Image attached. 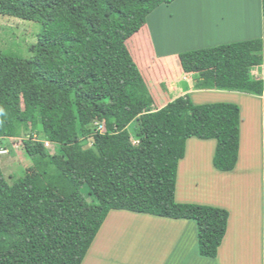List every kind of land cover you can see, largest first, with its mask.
<instances>
[{"label": "trees", "instance_id": "obj_1", "mask_svg": "<svg viewBox=\"0 0 264 264\" xmlns=\"http://www.w3.org/2000/svg\"><path fill=\"white\" fill-rule=\"evenodd\" d=\"M176 1L0 0V16L40 26L30 58L0 48V148L31 160L13 180L0 166V264H85L111 212L158 226L193 222L198 255L216 259L229 213L176 202L178 166L186 142L197 139L214 143L215 171L233 172L240 108L195 105L189 95L161 106L150 89L164 78L151 72L162 64L141 51L149 44L139 34L147 17ZM177 61L196 89L263 95L251 74L263 63L262 39L179 53ZM170 238L166 246L151 241L158 262Z\"/></svg>", "mask_w": 264, "mask_h": 264}, {"label": "rangeland", "instance_id": "obj_2", "mask_svg": "<svg viewBox=\"0 0 264 264\" xmlns=\"http://www.w3.org/2000/svg\"><path fill=\"white\" fill-rule=\"evenodd\" d=\"M260 6V0H178L170 6L159 7L147 17V25L145 27H150L151 31L157 29L158 32L156 30L151 32L152 40L151 38L148 39V33L139 34L140 38L149 44L148 48L144 46L141 51L152 53L150 56L155 54L163 58L161 62L164 63H161L162 65H154L151 70L152 76L155 79L157 75L164 77L161 80H155L149 86L157 99L169 97V99L174 100L183 95L180 92L183 90V87L185 88L187 85L189 89H192V85L195 84L196 78L194 76L178 73L177 55L179 53L261 39L254 31L255 27L250 24L252 16L253 24L258 26V20L261 15H258L256 10L257 7L261 8ZM159 10L160 12H158ZM254 12L257 14L258 19ZM154 18H156V26L152 24ZM246 20L248 22L245 29ZM210 24H213V28L219 29L209 28ZM249 30L251 33L248 32ZM39 32L40 26L36 23L0 16V48L11 55L23 59L30 58L29 49L36 44ZM151 41L152 44L150 43ZM152 46L154 52L151 49ZM132 47L138 49L137 52L140 51L136 44H132ZM136 56L137 53L134 54V59ZM150 56H144L147 68L152 66L149 59ZM158 57L154 59L159 61ZM138 59L139 57L136 60ZM254 70L255 68L251 72L252 76L254 75ZM174 81L179 82L176 84ZM218 103H232V100ZM242 117L245 122L253 118L255 119V116L252 115L247 118L244 113ZM195 144H200L199 148ZM202 145H205L203 146L205 149L202 148ZM45 146L52 153L58 150L56 146L51 144H46ZM210 147H213L212 141L201 142L197 139H190L186 145L185 158L186 156H189V158L194 157L201 149L207 155L210 152ZM11 148L10 146L9 149ZM9 149L7 152L2 153L4 156L0 157V166L4 176L8 180H13L24 174L25 170L31 166V160L24 152L15 149L14 154H12L9 152ZM246 156L247 153L244 148V150L242 149L240 161ZM205 162L201 160V165L198 164L197 171L191 172L192 174H187L186 170L184 173L183 169L179 171L177 174L179 196L190 197L192 201L189 202L195 203L194 197L185 195L183 191L187 184L189 185L190 183L191 178L189 175H192V180L200 184L198 189L200 191L199 195L207 198L201 200L200 204L209 205L210 202L217 200L220 203L218 207L225 208L231 217L227 241L233 240V238L236 241L231 251L224 254L225 261L227 262V259H230V264H249L247 260L250 259L254 263L261 254L264 256V248L262 249V242L264 246V201L261 198H264V177L263 180L260 179L257 182L256 178L244 180V176H242V162L238 164V168H235L234 175H223L211 168L202 169ZM183 173L187 175L183 176ZM181 176H183V181L187 182L185 183L186 186L181 183ZM195 177H199L200 179L196 180ZM250 183L251 186H249ZM252 183H255L254 187H252ZM256 183L259 185L257 186ZM224 186L227 187L226 190H223ZM258 187H260L259 190L261 192L258 191ZM257 193L260 194V198ZM195 196L199 197L197 194ZM252 201L254 202L251 208L255 210V216L249 214V211L246 209V206ZM118 213L111 212L109 214L107 222L105 221L96 237L98 238L97 241H94L95 244L93 243V249L89 253L85 264H159L156 257L160 250L156 247L155 240L147 245L145 243L146 240L141 237L142 229L146 231L145 226L143 228L136 227L138 223L137 219H143L144 223L147 224L149 223L146 221L148 218H142V215L138 217L137 215L125 212V215L121 213L117 217L118 220H116ZM232 227L234 236L236 235L235 237L232 235ZM160 228L162 231L167 232L160 238L162 242L164 241L163 244L165 246L166 239L170 238L166 234L173 236L170 238L169 244H167L170 252L165 254L162 252V258L169 257L165 264H177L175 261L178 264L204 263L203 261H199L202 258L197 252L196 228L193 222L183 223V225L178 223L174 225L165 224L164 226L161 225ZM193 238L195 243H193ZM175 244L176 247L174 248ZM165 246L163 245V247Z\"/></svg>", "mask_w": 264, "mask_h": 264}, {"label": "crops", "instance_id": "obj_3", "mask_svg": "<svg viewBox=\"0 0 264 264\" xmlns=\"http://www.w3.org/2000/svg\"><path fill=\"white\" fill-rule=\"evenodd\" d=\"M158 12H160V10ZM256 13L258 15L259 14L261 15L259 17V20H258V26L253 24L254 21H253L252 16L250 19V24L255 27L254 31L256 34H258L259 38L262 39V37H263V39H262V41H263V63H262V66L260 68H255L253 76L257 79H261L264 83V18L262 17V14H261V8L257 7ZM256 13L254 12L256 18L258 19V16ZM247 22L248 21L246 20L245 25H244L245 29L247 28L246 27ZM152 24H153V26H156V18H154V20H152ZM200 25H201V23H200ZM212 25L213 24H210L209 28L211 27V29H217V30L219 29V28H213ZM157 26H158V24H157ZM144 29H145L146 33H148V35H149L148 39L151 38V40H152V36H151L152 33L151 32H154L155 30L157 31V29H154L151 31L150 27H148V28L145 27L142 29V32L144 31ZM248 32L251 33L250 30ZM253 34H254V32H253ZM150 43L152 44V41ZM151 49L154 52L153 46ZM154 56L158 57L155 54H154ZM158 58H159V62H161V59H163L160 57H158ZM161 63L164 64L163 62H161ZM174 82H176V84H177V82H179V81H174ZM180 92L183 95H185V94L189 95L191 101L195 105L196 104L202 105L205 103L210 104V103L226 102V101L229 102L232 100V104H235L240 108V149H239V159H238V163H237L236 167L238 168V164L240 162H242V165H243V175L242 176H244V180L245 179H251V178H256V182L259 181L260 179L263 180V177H264V92H263L262 97H253V96L244 95V94L224 93V92H216L213 90L196 89L195 85H192V89H189L188 86L186 85L185 88L183 87V90H181ZM183 95H180V96H183ZM160 99H161L160 101L164 102V104H161V106H164L166 103H168L172 100V99H169V97L168 98L164 97V98H160ZM206 100H208V101H206ZM243 113L246 115L247 118H249L252 115V116H255V119L253 118V119H250L247 122H245L244 118L242 117ZM248 123H249V125H247ZM201 142H203V141H201ZM207 142H210V141H207ZM186 145H187V143H186ZM195 146L197 148H199L198 146H200V144H195ZM203 146H205V145H202V148H203ZM244 148H245V151L247 153V156L244 157L242 159V161H240L241 156H242V149L244 150ZM203 149H205V147ZM203 149H201V151H198L194 157L189 158V156L188 157L186 156V158H184L179 163L178 173L182 169L184 170V173L186 170L188 172L187 174H189L191 172L192 173L196 172L197 168H198V164L201 163V160H202V162L206 161L204 163V165H203L204 167H202V169H204V168L213 169L212 163H211V158H212L213 151H214V143H213V147L209 148L210 152L207 155H206V153H203ZM191 158H192V160H191ZM203 159H204V161H203ZM233 172H231L229 174H223V173H220V174L234 175ZM184 173H183V176L187 175ZM183 176H181V183L184 186H186L185 183H187V182L183 181ZM189 177L191 178L190 183H189V185L187 184L186 188L183 189V191H184L185 195H188L191 197L193 196L194 197L193 199H195V203L189 202V201H192V199L190 197L187 198L186 196H179V193H178V182H179L178 181V175H177L176 194H175L176 202L207 205V204H203V203L200 204L201 200L207 199V198H205V197L203 198L202 196L199 195L200 191L198 189H199L200 184L198 182L192 180V175H189ZM195 178H196V180L200 179L199 177H195ZM228 181H229V179H228ZM254 184L255 183H252V187H254ZM256 184H257V186L259 185L258 183H256ZM249 186H251V183L249 184ZM260 186H261V182H260ZM226 188L227 187L224 186L223 190H226ZM257 189H258V191H260L259 190L260 187H258ZM259 193H257V194L259 195V198H260ZM196 194L199 197H196L195 196ZM261 198L264 201V198L263 197H261ZM210 200H213V199H210ZM218 202L219 201L214 200V201L210 202V204L207 206L218 207V206H220V203H218ZM253 202L254 201L249 202V204L246 206V209L249 211V214H251L252 216H255L256 212L254 209L251 208ZM222 209H225V208H222ZM121 213H124V212H119L118 215L116 216V220H118L117 217L119 215H121ZM123 215H125V213ZM137 216L140 217L139 215H137ZM143 217L148 218L147 216H142V218ZM139 220H141V221H139ZM136 221H138V223L136 224V227L143 228L145 226L146 231L149 233H152V235L144 237V239L146 240L145 243H147V245L150 244L153 239L158 238V237L161 238V236H164V234L167 233V232L161 230V228H160L161 226L150 224L151 223L150 220H146L149 222L147 224L144 223L143 219H137ZM139 222H141V223H139ZM239 222H241V221H239ZM166 223L169 224L171 222H166ZM180 223L183 225V223H185V222H180ZM230 224H231V217L229 216L227 232H226V235L223 239V242H222V244L218 250L217 258L213 261H207V260H203V259L199 260L198 259L199 261H203L206 264H209V263H212V264H214V263L215 264H230L231 263L230 259H227V262H226L225 258H224V254L226 252L229 253L231 251V248H233L234 242L236 241L235 238H233V240L230 239L229 241H227L228 235L230 232ZM233 227L231 228V231H232L233 237H235L236 235L234 236ZM240 229H241V226H240ZM103 231H104V229H103ZM193 243H195L194 238H193ZM175 246H176V244H175ZM175 246H174V248H175ZM263 248H264V246H263V242H262V249ZM169 252L170 251L168 249L166 251V253H169ZM183 252L185 253V251H183ZM156 258H158V256ZM168 259H169V257L168 258L164 257V258L160 259L161 262L159 261V264H165L166 260H168ZM247 261L249 264H264V256L261 254L258 257V259H256L254 261V263H252V260H250V259H248ZM175 262L178 264L177 261H175ZM154 263H157V262H154ZM204 263H202V264H204Z\"/></svg>", "mask_w": 264, "mask_h": 264}, {"label": "clouds", "instance_id": "obj_4", "mask_svg": "<svg viewBox=\"0 0 264 264\" xmlns=\"http://www.w3.org/2000/svg\"><path fill=\"white\" fill-rule=\"evenodd\" d=\"M254 77V76H253ZM255 78V77H254ZM185 95H187V94H185ZM184 96V95H183ZM173 101V100H172ZM99 129H101V126H100V128ZM102 130V129H101ZM187 143V142H186ZM47 144V143H46ZM45 144V145H46ZM7 152V150L6 149H3V148H0V157H3L4 156V154H2L3 152ZM103 227V226H102ZM102 229V228H101ZM227 232V231H226ZM226 235V234H225ZM225 237V236H224ZM224 239V238H223ZM222 242H223V240H222ZM222 242H221V244H222ZM221 246V245H220ZM220 248V247H219ZM219 250V249H218ZM217 258V257H216ZM203 260H207V261H213V260H209V259H205V258H202ZM215 260V259H214Z\"/></svg>", "mask_w": 264, "mask_h": 264}]
</instances>
